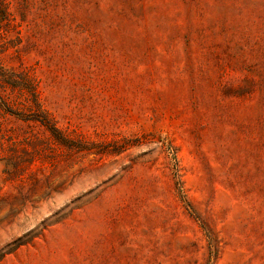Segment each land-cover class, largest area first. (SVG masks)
Segmentation results:
<instances>
[{"label": "rangeland", "instance_id": "374dc122", "mask_svg": "<svg viewBox=\"0 0 264 264\" xmlns=\"http://www.w3.org/2000/svg\"><path fill=\"white\" fill-rule=\"evenodd\" d=\"M2 1L0 200L51 162L21 72L71 141L61 193L0 210L1 253L47 225L0 264H264V0Z\"/></svg>", "mask_w": 264, "mask_h": 264}, {"label": "trees", "instance_id": "16d2710c", "mask_svg": "<svg viewBox=\"0 0 264 264\" xmlns=\"http://www.w3.org/2000/svg\"><path fill=\"white\" fill-rule=\"evenodd\" d=\"M7 4L2 1L1 10L2 15L0 17V30L2 26L7 23L10 24L11 18L10 13L6 11ZM20 33V32H19ZM3 38V35L0 32V39ZM20 39V37H18ZM5 42L0 43V48L3 49ZM5 50H0V105L5 108H10V104L13 102L11 95L6 92V86L16 87L17 84L10 82V76L15 74L13 69L9 71L3 65V61L1 58V54L4 53ZM21 75L24 76V81L30 85V92L32 97L28 96L23 97L22 102L20 103L27 109V113L25 117L21 119V121L28 123L30 128H35L41 126L44 128L49 135L45 138H41L35 134L31 137H26L24 142L28 145H42L41 150L33 149L37 154H42L44 156L50 157V168L40 167L35 170H29L26 176L24 175L25 170L18 168L17 163L14 164V171L8 172L10 174L9 179L19 178V183L16 185V189L18 190V195L14 197V199L4 198L0 200V210L9 208L10 211H14L16 203L21 204L25 208L30 204L34 207L39 202L51 198L54 194L61 193L65 188L63 187V183H58L56 175L58 174L57 170L59 168V161L56 160L55 153L58 150H63V148L70 149L69 142L71 141L68 138V135L65 134L62 130H60L56 126V122H54L48 115V113L42 109V103L40 102V93L38 91V84H36L35 79H30L27 76V72H21ZM34 130V129H31ZM9 141L12 144L13 149L15 150L16 142H13V134L10 131H6L5 134L2 132L0 134V145L4 144V141ZM101 153V152H98ZM18 158V156H17ZM16 166V167H15ZM26 191V192H24ZM36 198H33L35 197ZM20 213V211L18 212ZM47 225H43L41 229L36 228L27 233H23L18 238L14 239L12 242L6 245L3 248V252L0 254V260L5 257V255L10 254L18 250L20 247L32 243L36 238H38L46 229ZM217 252V248L215 247V252Z\"/></svg>", "mask_w": 264, "mask_h": 264}]
</instances>
